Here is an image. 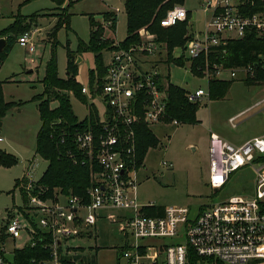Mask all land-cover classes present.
<instances>
[{
    "label": "built area",
    "instance_id": "obj_1",
    "mask_svg": "<svg viewBox=\"0 0 264 264\" xmlns=\"http://www.w3.org/2000/svg\"><path fill=\"white\" fill-rule=\"evenodd\" d=\"M203 10L211 16L202 38H193L185 48H176L172 58H183L184 68L194 76L201 74L208 82L226 80V76L236 79L239 73L254 76L252 68L226 69L210 62L208 56L230 41L241 39L249 28L264 31V15L245 16L231 0H207ZM188 14L177 6L161 20V26L168 28L184 22ZM111 26V21L105 22V27ZM33 35L34 32L24 33L18 39L30 55L37 46ZM110 52L101 87L94 85L96 95L90 85L82 87L88 99H99L105 109L100 111L95 105L96 123L75 136L84 155L82 163L97 168L92 171L90 201L61 193L44 198L33 174L38 164L31 163L25 175L27 182L20 186L27 199L21 209L9 214L5 234L13 240L27 238L25 247L43 244L44 250H49V258L35 259L32 264H64L62 259L70 254L65 252L72 250L69 242L95 227L103 218L100 211L122 210L130 215L108 218L121 224L127 239L121 252L129 264H189V248L197 256L220 264H264V161L260 160L264 157V135L236 146L211 134L209 186L219 191L234 172L251 166L256 173L252 197H233L201 209L196 216L187 207L165 208L162 216L147 215L145 210L155 205L140 204L137 195L138 173L144 166L138 167L137 125L143 122L151 129L159 124H181L178 120L168 122L167 94L169 71L179 66L169 61L167 45L145 29L138 32L137 42L125 47L116 42ZM187 97L192 103H201L209 97V91L198 89L187 93ZM163 166L172 167L167 162ZM172 239L178 242L164 243ZM183 241L187 244L183 245ZM4 246H0V264L7 262Z\"/></svg>",
    "mask_w": 264,
    "mask_h": 264
},
{
    "label": "rangeland",
    "instance_id": "obj_2",
    "mask_svg": "<svg viewBox=\"0 0 264 264\" xmlns=\"http://www.w3.org/2000/svg\"><path fill=\"white\" fill-rule=\"evenodd\" d=\"M76 1V0H74ZM207 0H185L183 8L190 14L188 20V35L202 38L206 29L210 13H205L203 5ZM243 0H231L240 4ZM68 6V1L59 7L53 0H0V31L8 28L20 17L27 24L30 17L37 15L32 25L18 35L7 60L0 70V82L3 84L4 97L7 102L16 103L0 126V150L13 155L18 164L5 168L0 167V233L6 225V220L12 210L21 209L25 199L20 189L15 190L16 180H21L27 174L31 163H37L33 172L38 181L48 167V162L37 155V136L42 126L38 110L39 96L43 94L42 80L46 73L48 62L55 54L58 71L61 78L67 76V43L71 51H77L79 43H89V16L93 15L97 21H103L102 14L112 11L118 15L117 29L113 31L105 27V37L116 42H123L127 38V17L124 0H78L69 9L70 25L62 27L56 36L58 45L53 50L52 39L49 34L57 24L61 9ZM28 32H34L36 52L28 54L25 47L18 43V39ZM104 62L109 63L111 52L103 53ZM78 81L86 87L90 81V71L95 69V58L91 52L79 55ZM78 61V60H77ZM77 63V62H76ZM163 73L167 74L165 67ZM226 76V75H225ZM247 73H239L235 82L222 100L204 98L199 103L196 113L198 121L195 125L180 124L154 125L151 130L160 141V146L150 149L144 160V166L138 173L137 195L142 205L153 204L159 207H187L196 216L201 209L228 201L233 197L250 198L255 192V170L248 166L231 175L228 184L216 191L209 186L210 160L209 149L211 133H216L223 141L239 146L245 139L253 135L264 134V104L251 108L259 99L264 97V83L248 86L243 80ZM226 80L228 77H225ZM169 81L194 93L198 89L209 91L207 79L194 76L187 68H171ZM71 105L79 121L89 116V104H95L100 111L105 104L99 99H88L86 104L71 96ZM57 102L51 103V108L57 107ZM251 108V109H250ZM250 109L249 112H247ZM239 118L230 120L233 116L243 113ZM163 162L172 167L163 166ZM103 218L96 226L89 228L81 238L69 242L72 250L70 258L77 259L79 264L84 259L86 264H129L121 249L127 239L120 230V222L113 223L109 216L130 215L122 210L100 211ZM24 222V221H23ZM30 226V224L28 223ZM27 238L6 240L5 264H14L15 250L25 248ZM161 244L162 241H153ZM177 243L176 239L166 240L164 243ZM186 245V241L182 242ZM80 259H79V258Z\"/></svg>",
    "mask_w": 264,
    "mask_h": 264
},
{
    "label": "trees",
    "instance_id": "obj_3",
    "mask_svg": "<svg viewBox=\"0 0 264 264\" xmlns=\"http://www.w3.org/2000/svg\"><path fill=\"white\" fill-rule=\"evenodd\" d=\"M53 1L59 7H62L68 1V6L61 9L57 24L49 34L50 39L54 41L53 50H55L58 45L57 33L64 26L69 28L70 15L68 11L78 0ZM184 2L185 0H124L128 36L125 41L121 42V46L125 47L137 42L138 32L145 29L157 35L158 40L167 45L169 61L175 62L176 66L184 67L183 58L182 60H175L172 58V53L176 48H185L192 39L188 35L190 14H188L186 21L179 22L172 27L164 28L160 23L169 11L177 6H183ZM242 2L238 4V9L243 15H264V0H243ZM36 17L37 15L31 16L27 24L24 23V19L17 17L8 28L0 31V39L5 38L7 41L6 47L0 53V70L17 42L18 35L25 32ZM102 18L103 21L101 22L97 21L93 15L89 16L90 40L88 44L80 42L77 51L74 52L69 49V43H67L66 78L60 77L57 59L54 54L47 64L45 76L41 81L44 92L38 98V110L42 126L37 136L36 153L48 162L46 171L37 182V185L40 186L39 190L42 189L44 192V198H51L55 194L61 193L78 196L86 203L90 201L88 191L94 185L92 171L97 170V168L92 169L89 163H82L84 155L75 142V136L78 132L87 128L90 123L91 125L96 123L97 108L95 104H89L87 96L82 93L83 86L78 81L79 66L76 62L83 52L94 54L96 67L90 71L89 85L95 96L94 85L97 83L101 87L102 80L107 72L103 53L113 50L115 44L114 40L105 37L104 23L111 21V29L116 31L118 22V15L112 11L103 13ZM208 58H210V62L222 64L226 69L252 68L254 76L248 74L247 78L243 80L248 86L264 83V31L249 28L241 39H234L226 47L216 49V52L209 55ZM193 70L196 73V68ZM196 75L203 78L199 73ZM234 82L235 79H211L209 81L210 100L225 99ZM187 93L179 86L171 82L168 83V122L178 120L181 124L195 125L198 123L196 113L200 104L190 102ZM71 96L89 104V116L85 120L79 121L75 116L70 101ZM52 102L58 103L55 109L50 106ZM15 104L5 100L3 84L0 82V122L3 121ZM137 141L139 167L143 165L149 150L160 146V141L143 122L137 125ZM260 160L264 161V157ZM17 164L18 161L13 155L0 150V167L11 168ZM26 182L25 176L21 180H16L15 190L20 189V186ZM24 199H27L26 195ZM164 211L165 207L155 206L146 209L145 213L149 216H162ZM7 239L8 236L3 228L0 233V246L5 244ZM189 255V264H220L197 256L191 248H189ZM49 256V250H44L43 244H38L36 247L27 246L15 250L14 264H32L35 259L38 261L45 260ZM62 261L64 264H76L77 259L64 257ZM79 264L86 263L84 259H81Z\"/></svg>",
    "mask_w": 264,
    "mask_h": 264
},
{
    "label": "crops",
    "instance_id": "obj_4",
    "mask_svg": "<svg viewBox=\"0 0 264 264\" xmlns=\"http://www.w3.org/2000/svg\"><path fill=\"white\" fill-rule=\"evenodd\" d=\"M194 38V35H192V39ZM264 104V97L263 98H261V99H259V101L254 105V106H252L251 108H256V107H261V105H263ZM250 108V109H251ZM250 109L247 111V112H249L250 111ZM247 112H243V113H239V114H237L236 116H233L230 120H233L234 118H239L242 114H244V113H247ZM211 134H215V135H217L218 137H219V135L218 134H216V133H211ZM264 134H258V135H253V136H251V137H248L247 139H245L240 145H243L244 143H246L247 141H249V140H251V139H254V138H257V137H261V136H263ZM220 138V137H219ZM221 139V138H220ZM227 142V141H226ZM239 145V146H240Z\"/></svg>",
    "mask_w": 264,
    "mask_h": 264
},
{
    "label": "water",
    "instance_id": "obj_5",
    "mask_svg": "<svg viewBox=\"0 0 264 264\" xmlns=\"http://www.w3.org/2000/svg\"><path fill=\"white\" fill-rule=\"evenodd\" d=\"M7 45V41L5 38H2L0 39V53L3 52L4 48L6 47ZM81 61V59L79 58L78 61H77V64H79ZM2 125V123H0V126Z\"/></svg>",
    "mask_w": 264,
    "mask_h": 264
}]
</instances>
